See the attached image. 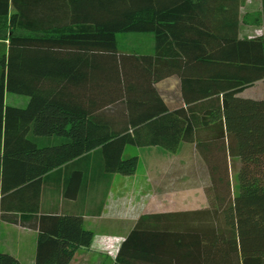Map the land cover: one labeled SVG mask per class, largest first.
Instances as JSON below:
<instances>
[{
    "label": "trees",
    "instance_id": "obj_1",
    "mask_svg": "<svg viewBox=\"0 0 264 264\" xmlns=\"http://www.w3.org/2000/svg\"><path fill=\"white\" fill-rule=\"evenodd\" d=\"M241 5L0 0V41L8 42L0 56L1 219L39 231L36 264H70L94 238L82 216L39 215L35 185L45 174L99 149L108 173L132 176L139 156L125 159L126 147L175 153L182 143L196 145L216 181L210 207L142 217L116 264H264V100L239 97L264 79V35L239 38ZM126 33L154 34L156 53L122 55L118 35ZM172 75L183 102L173 110L156 87ZM7 92L29 97L28 106L6 105ZM40 138L61 142L41 146ZM229 159L240 162L237 195L224 189ZM32 191L30 212H6L12 196ZM0 264L22 263L0 252Z\"/></svg>",
    "mask_w": 264,
    "mask_h": 264
},
{
    "label": "crops",
    "instance_id": "obj_2",
    "mask_svg": "<svg viewBox=\"0 0 264 264\" xmlns=\"http://www.w3.org/2000/svg\"><path fill=\"white\" fill-rule=\"evenodd\" d=\"M262 12V0H248L245 4L242 0L239 27L241 40H254L264 35V27L259 24ZM260 20L262 21V18ZM137 34L146 38L152 37V50L148 52L146 47H142L137 58L154 55L157 45L155 35ZM162 84L165 85L163 90L160 89ZM181 85L182 80L178 75L156 83L164 103L172 110L183 104ZM239 97L264 100V79L246 88ZM38 142L41 146H51L61 141L40 138ZM186 147H189L188 150L191 149L194 155L196 145L182 143L179 149ZM140 150L143 154L146 152V161L139 155V166L132 176L108 173L102 152L98 149L45 174L35 185L39 190V215L82 216L84 229L94 234L91 246L78 248L70 264H116L115 257L99 249L100 238L127 239L144 216L196 212L210 207L207 187L200 183V179L186 185V181H191L195 175L191 168L189 172L185 168L188 165L185 159L180 162L178 168L174 160L171 164L167 159L161 160L155 156L165 151L162 147L149 146ZM188 160V166H191L194 160L198 165L202 161L199 156ZM197 176L200 178V175ZM34 191L24 193L23 198L21 195L12 196L11 209H6V212L17 214L19 217L30 212L28 209L33 204L30 197L32 193L36 194ZM1 214L0 198V252L14 256L22 264H36L39 231L4 222Z\"/></svg>",
    "mask_w": 264,
    "mask_h": 264
},
{
    "label": "rangeland",
    "instance_id": "obj_3",
    "mask_svg": "<svg viewBox=\"0 0 264 264\" xmlns=\"http://www.w3.org/2000/svg\"><path fill=\"white\" fill-rule=\"evenodd\" d=\"M248 0H243V4H245ZM13 12V10H12ZM246 18V16H244V19ZM262 18V16L260 17V19ZM259 19V24H262V21ZM118 45H119V53H121L122 55H129L132 54L130 56H137L138 55V51L142 50V47H146L147 51H151L152 50V37L149 36L148 38H146V36H143L141 34H137V33H126V34H119L118 35ZM141 48V49H140ZM8 50V42L5 41H0V56H2L3 53H5ZM1 67H0V75H1ZM165 85H161L160 89L163 90ZM30 98L24 95H20V94H15V93H11V92H7L6 93V105L11 106V107H18V108H26L28 103H29ZM56 140L54 141H59L58 138H55ZM189 147L183 148V149H179L177 152L172 153L169 151H162V153H160L159 155H155L157 157H159L161 160L163 159H167L168 163H173V160L175 162L176 167L180 168L179 164L182 160H186L187 164L189 165L190 160L194 158V157H198L197 156V152L196 151H192L194 153V155H192L191 153V149L188 150ZM146 152L143 154L142 150H140V148L138 147H134V146H128L125 153H124V158H129V157H134V156H142L145 158ZM203 158V157H202ZM201 158V159H202ZM146 161V160H145ZM203 161V159H202ZM200 162V164L198 165L196 163V160H194L193 162H191V166L186 165L185 168L188 169L189 172V168L192 169L193 174L195 175L191 181L187 180L186 181V185L187 183L190 182H194L198 179L201 180V184H203V186L207 187V195H208V199H209V205L212 203V197L214 196L215 192V187L214 184L216 183V181L214 182L213 179H211V176L209 175V173H206V167L205 165H203V162ZM143 163V161H142ZM229 163V178H228V184L229 187L226 185L225 186V191L227 188H229L230 193H233V195H237L239 192V181H238V172H239V168H240V162L239 160L235 159H229L228 161ZM145 164V162H144ZM161 166V165H160ZM159 166V168H160ZM165 167V165L163 166V168ZM162 168V167H161ZM200 175V178L197 176ZM196 176L198 178H196ZM198 180V181H200ZM166 181V180H164ZM221 187V185H220ZM190 193V192H189ZM222 193V192H221ZM101 239V238H100ZM99 239V240H100ZM99 248V247H98ZM100 250H102L103 248H99ZM104 251V250H102ZM104 253H107L104 251ZM108 254V253H107Z\"/></svg>",
    "mask_w": 264,
    "mask_h": 264
},
{
    "label": "built area",
    "instance_id": "obj_4",
    "mask_svg": "<svg viewBox=\"0 0 264 264\" xmlns=\"http://www.w3.org/2000/svg\"><path fill=\"white\" fill-rule=\"evenodd\" d=\"M124 241L125 238L103 237L99 240V244L109 256L117 258L121 244Z\"/></svg>",
    "mask_w": 264,
    "mask_h": 264
}]
</instances>
